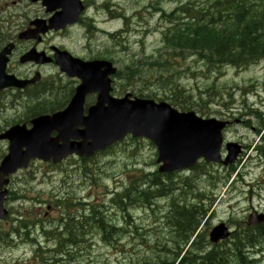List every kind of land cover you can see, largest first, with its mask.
I'll use <instances>...</instances> for the list:
<instances>
[{
	"label": "rangeland",
	"instance_id": "374dc122",
	"mask_svg": "<svg viewBox=\"0 0 264 264\" xmlns=\"http://www.w3.org/2000/svg\"><path fill=\"white\" fill-rule=\"evenodd\" d=\"M108 1L116 3L115 7L126 11L125 14L127 13L132 20L119 23L117 20H110L107 11L96 8L97 5H104ZM202 1L199 0V2ZM161 3L167 10H172L177 5L176 0H162ZM161 3L156 4V0H95L93 12L101 22L100 25L111 32L118 30L121 25L122 28L118 32L124 30V33L120 35L117 33L110 37L104 34L95 35L91 32L86 37L87 32H84V29H74L66 35L57 33L50 35L43 46L49 47L52 43L63 46L84 59L115 54L114 60L119 59L117 67L122 71L123 78V82L117 83L119 92H133L142 96L152 94L154 99L162 98L163 100L166 97L175 98L177 102L196 111L200 116H217L230 120L232 124L228 129L227 137L230 140L241 141L245 148L240 159L234 163L236 169L241 172V178L231 184L233 177L230 179L228 172L219 166L207 169L216 175L215 180H208L206 173L200 168L196 171L179 172L174 179L176 182L174 194L190 200L198 189L212 190L219 197L215 211L212 209L208 215L209 230L220 221H225L230 222V228L236 231L238 229L235 227L239 222L247 221L252 206L261 209L260 213L264 212V157L259 158L253 150V145L256 142L260 143L258 141L260 136L256 134L257 129L262 128L261 132H263L264 125L261 118H257L254 112H250L257 108H259L258 111L264 112V61H258L246 69L230 66L212 69L203 61H199L198 54L189 52L186 53L185 61L177 54L174 55L175 58L169 60L174 65L169 73L167 66L164 65H161L160 69L150 67L148 64L141 66L140 64L145 61L142 59L143 56L156 54L162 49V22L159 16ZM109 7L114 5L110 4ZM0 8V30L5 37L9 34L17 36L33 19H48L51 16L40 2L32 3L31 0H0ZM1 15L4 18L3 21H1ZM126 30H133V32L127 35ZM89 31H93V27H89ZM107 46L110 50L106 49ZM126 65L142 68L141 75L129 77L124 71ZM48 72L57 79H63L56 68H51ZM172 72L175 73L174 77L172 76L175 83H172L173 86L171 84L169 88L178 87L174 94L169 88L163 91L158 83L161 76H164V79L171 78ZM62 81L67 82L65 79ZM9 100L12 99L9 98ZM21 109L20 104L13 109L8 107L4 113L5 120L8 121L1 120L0 129H5L7 124L10 125ZM20 115L22 113L18 117ZM247 145L249 147L246 149ZM1 150H7L6 142H0ZM155 155V148L148 141L134 143L130 140L126 144H119L86 161V174L81 169L84 163L79 159L64 162V172H60V168L53 171L55 165L33 162L27 170L19 172L14 177V182L10 186V189L18 195L25 194L34 198L33 209L31 201H21V196L18 195H13L11 207L15 211L31 209L33 215L43 216L49 207L48 200L52 198L53 193H57L55 205L53 202L50 203L53 211L48 214L45 222H37L32 229L28 227L19 231L22 234L20 238L26 241V244L14 240L19 238L17 234H10L14 242L11 247H5L12 240L5 236L7 232L0 233V264H33L30 259L33 250L35 252L38 247L36 244L38 242L43 245V251L40 253L42 255H39L48 264H145V261L150 262L151 258L161 255L162 253L158 251L163 247L174 249L177 245L173 241L176 240L175 236L179 240L182 236L174 232L171 240L168 235L164 210L170 201L169 197L155 199L157 205H153V208L144 209L143 206L140 208L138 204L132 210V218L129 221L125 218L121 223L123 213L115 212L111 196H107L108 193L122 186L135 185L138 189L148 187V182L137 184L135 181L141 178L143 173L157 171L159 165H155V159L153 162ZM89 172H92L93 176ZM225 177L226 184H223ZM124 189L120 188L119 191ZM172 192L171 189V194ZM68 198L73 202L70 209L73 212L81 211L77 214L78 216H81L83 212L89 215L92 209L89 206H81L79 203L82 202L81 198H94L102 203L106 198L105 206L99 209V212L106 211L108 214L103 218L115 227L112 230V237L115 239L112 247L103 242V231L96 227L95 221L88 222L84 226V231L81 227L71 225L70 221L66 222L63 206H59L58 203L61 204ZM209 202L206 199L204 206H208ZM84 208L87 210L84 211ZM57 218L62 223L51 226ZM72 227H75L73 230H77L81 236L80 240L74 238L77 247L69 249L66 257L64 254L55 255L54 251L61 252L65 246L54 244L53 239L47 243L49 239L47 234L67 240L70 235L64 236V230H72Z\"/></svg>",
	"mask_w": 264,
	"mask_h": 264
},
{
	"label": "trees",
	"instance_id": "16d2710c",
	"mask_svg": "<svg viewBox=\"0 0 264 264\" xmlns=\"http://www.w3.org/2000/svg\"><path fill=\"white\" fill-rule=\"evenodd\" d=\"M161 1L156 0V4L161 3ZM176 3L177 5L172 10H167L162 7V3L160 4L162 49L148 57L146 64L150 67L160 69L161 65H164L167 66L169 73L174 66L169 60L175 58L174 55L177 54L179 57H183L185 61L187 59L186 53L189 52L198 54L200 56L199 61H203L207 67L212 69L215 65L226 64L246 68L264 58V0H203L202 2L199 0H176ZM144 64L141 63L140 65L143 66ZM128 70L131 78L141 73L137 66L128 67ZM174 74L170 76V79H164V76H161L158 80L163 91L175 83ZM177 89L176 86L171 90L173 94ZM173 103L179 105L175 100ZM250 112H254L257 118H264L263 113L258 110H251ZM83 171L86 172V166L83 167ZM151 175L153 179L146 181L148 187L141 188L142 190L136 187L134 190L117 193L112 200L121 207L128 203L135 205L145 202L148 205L143 207H150L154 204V198H164L163 196L170 195V210H164L168 235L172 240L174 232L178 236L181 234L184 241L175 236L176 240L173 241L177 245L174 249L168 247H163L159 251L156 249L162 254L151 258L150 262L145 261V264H260L261 258H264V226L253 228L239 223L238 230L233 232L229 241L210 246L207 232L198 233V226L200 221H204L211 213L216 200L213 191L198 189L190 200L187 197H173L171 199L173 195H171L169 181L164 180L160 184L161 176L157 173ZM142 199L148 201H139ZM206 199L210 201L208 206H204ZM72 205L73 202L69 198L60 204L61 207L63 206L64 218L67 223L70 221L71 225L81 227L84 231V226L90 222L89 216L86 212L78 216L77 214L81 211H71ZM91 211L93 216L97 214L99 217H105L96 208H92ZM126 217L129 221L130 216L127 215ZM102 220L97 219L94 224L97 228L104 230L103 237L105 240L114 241L112 230L115 227L106 226L103 223L106 221L103 218ZM20 223L25 224L26 222ZM75 227H72V230H64V236L70 235L67 240L52 236L53 239H58L59 244L65 246L61 252L54 251L55 255L64 254L66 257L68 255L66 252L69 249L77 247L74 240H80L81 236L77 230H73ZM55 233L57 232L55 231ZM195 235H197L196 242L194 241L192 248H190V241ZM171 251L172 253H170ZM39 254L38 252V258L45 264V260L40 257L42 254Z\"/></svg>",
	"mask_w": 264,
	"mask_h": 264
},
{
	"label": "water",
	"instance_id": "95a60500",
	"mask_svg": "<svg viewBox=\"0 0 264 264\" xmlns=\"http://www.w3.org/2000/svg\"><path fill=\"white\" fill-rule=\"evenodd\" d=\"M44 4L48 5V10L62 8V11L50 20L49 26L40 25L39 30L42 32L49 28L64 27L66 22H74L81 11L80 0H45ZM24 37L28 38L29 35ZM63 55L67 57L65 59L73 61L72 64L67 61L69 68L64 69L83 78V84L78 88L79 96L73 99L66 110L53 117H42L33 131H24L22 128L11 131L8 135L11 138L10 152L1 167L4 173L27 166L29 159L35 156L44 159L54 156L56 161L70 153L91 156L95 151L122 140L128 133L154 141L159 150V161L164 163L162 171L189 167L199 157L221 160L223 122L203 120L194 112L180 113L166 103L155 105L151 100H132L130 94L124 98L112 97L109 75L116 71L112 63L95 61L89 64ZM1 73L0 79L3 77ZM91 91L100 92V96L98 103L90 107L85 116L82 105L85 95ZM53 130L58 132L54 139L50 136ZM35 133H39L40 137ZM25 146L27 150L23 151ZM237 147L235 143L228 144V160L233 159ZM4 195L5 192L0 193V217L6 213L2 212ZM263 220L264 216H257L255 212L249 217L250 224ZM229 235L225 225L220 224L210 236L213 242H217Z\"/></svg>",
	"mask_w": 264,
	"mask_h": 264
},
{
	"label": "flooded vegetation",
	"instance_id": "af4514ba",
	"mask_svg": "<svg viewBox=\"0 0 264 264\" xmlns=\"http://www.w3.org/2000/svg\"><path fill=\"white\" fill-rule=\"evenodd\" d=\"M76 26L70 27V29L76 28ZM69 29V30H70ZM15 37L9 36L7 38H3L0 36V52L8 45L10 42H14ZM15 48L10 56V60L8 62V74H15L18 78L29 80L33 79L34 77H39V80L35 84L28 85L25 89H18V88H5L0 90V100L4 102V104H8L7 100L10 98L11 101L25 99L27 101L26 105L23 104V110L28 111L31 103L32 96L34 95L39 101H43L47 103L48 100L54 101V95L49 96V90L47 87L48 83V75L46 74L45 70L49 65H39L34 62H28L23 64L20 62V57L26 53L30 48L33 46L29 45V42H14ZM42 45V44H41ZM39 50L46 51L48 55L54 56L53 46H49V48H40ZM18 63V66H16ZM59 93V92H57ZM56 112V111H55ZM40 112H23L20 115V118L25 115L23 119L20 121L22 123H29L33 118L39 116ZM48 113V114H52Z\"/></svg>",
	"mask_w": 264,
	"mask_h": 264
},
{
	"label": "bare ground",
	"instance_id": "6f19581e",
	"mask_svg": "<svg viewBox=\"0 0 264 264\" xmlns=\"http://www.w3.org/2000/svg\"><path fill=\"white\" fill-rule=\"evenodd\" d=\"M250 1V0H249ZM244 3V2H243ZM234 5H235V3H234ZM251 6V5H250ZM174 9V8H173ZM214 19V18H213ZM125 20H132L131 19V17L130 16H127L126 15V19ZM117 33H119V35H120V33L122 34V33H124V30H122L121 32H117ZM117 33L116 34H114V35H117ZM263 39V38H262ZM263 43V42H262ZM242 69H246V68H248V67H246V68H243V67H241ZM221 70V69H220ZM220 70H218V71H220ZM125 73L129 76V77H131L130 76V74H129V70H128V68H126L125 70ZM174 74V73H173ZM168 79H170V78H168ZM153 93V92H152ZM263 113V115H264V112H262ZM264 117V116H263ZM262 120H263V122H262V124L264 125V118H261ZM227 121H230V120H228V119H226ZM262 131V128H258L257 129V132H256V134H258L259 136H260V139L258 140L260 143H258V142H256L254 145H253V150L255 151V153L257 154V156L260 158V157H264V154H262V151H264V131L263 132H261ZM259 133H261V134H259ZM242 145V144H241ZM243 146V145H242ZM244 147V146H243ZM247 147H249V145H247L246 146V149H247ZM245 152V151H244ZM243 152V153H244ZM242 153V154H243ZM240 159V157L238 158V159H236V161L237 160H239ZM236 161H235V163H236ZM137 186H134V187H128V188H125L124 190H122V191H119V190H117V191H113V192H110V193H108L107 194V196H111L110 197V199H111V201H112V204H113V208L114 209H116L115 210V212L118 214V213H120V212H122L123 213V215L124 214H128L129 213V208L127 207V206H129L130 205V203H128L126 206H124L123 205V207H121V206H118V205H116L114 202H113V198H114V195L115 194H117V193H123V192H125L126 190H134L135 188H136ZM132 188V189H131ZM139 190H142L141 188L139 189ZM171 195H173V194H171ZM170 196V195H169ZM169 196H167V197H169ZM163 197H166V196H163ZM153 198V197H152ZM160 198V197H159ZM105 200H106V198H105ZM105 200H104V202L102 203L103 205H101V208L102 207H104L105 205ZM145 200H147V199H145ZM148 201V200H147ZM126 202H129V201H126ZM151 202V201H150ZM80 204H81V206H89L87 203H85L84 201H82V202H79ZM146 203V202H145ZM59 204V206H60V203H58ZM132 204V203H131ZM146 205V204H145ZM148 205V204H147ZM146 205V206H147ZM154 205V204H153ZM153 205L152 206H150V208H153ZM127 207V208H126ZM126 208V209H125ZM140 208H141V206H140ZM144 209H147L148 207H143ZM160 209V208H159ZM84 211H86L87 209L86 208H84L83 209ZM92 210V209H91ZM136 210V209H135ZM166 210V209H165ZM212 211V210H211ZM98 212H99V210H98ZM101 213H102V211H100ZM167 213V212H166ZM92 214V211L90 212V214L88 215L89 216V219H90V222L91 221H95V222H97V219H100V220H102V218L103 217H99L97 214L96 215H91ZM127 215H125V218L127 219V217H126ZM128 216H130V215H128ZM132 218V216H130V219ZM82 218H80V220H81ZM104 219V218H103ZM208 219V216L206 217V219L205 220H207ZM105 220V219H104ZM79 221V220H78ZM81 221H83V220H81ZM103 221V220H102ZM106 226H108V227H111V225L109 224V223H105V222H103ZM35 226V224H23V223H19L17 226H16V232L15 233H13V234H17L18 236H19V238L20 237H22V234H20L19 233V231L21 230V229H28V227L29 228H33ZM232 230V229H231ZM102 231H104V230H102ZM234 232V230H232V233ZM198 233H199V231H198ZM197 233V234H198ZM10 234H12V233H5V236L7 237V238H10ZM104 234V233H103ZM24 236V235H23ZM47 236H48V238L49 239H47V243H50L51 242V240L53 239L52 238V236L53 235H51V234H47ZM196 236L197 235H195L192 239H191V241H190V244H189V246H190V248H192V246H193V243H194V241H195V238H196ZM262 236V235H261ZM208 237V241H209V243H210V246H212V244H211V240H210V238H209V236H207ZM11 239V238H10ZM11 240H13V239H11ZM103 242L107 245V246H113V244H114V241H107V240H105L104 239V237H103ZM53 242H54V244L56 243L57 245H59V243H58V239H53ZM196 242V241H195ZM37 245H38V247H37V249L35 250V253L36 254H38V252L39 253H41L42 251H43V245L42 244H40L39 242L38 243H36ZM199 247V246H198ZM39 249H41V250H39ZM210 249V248H209ZM187 250V249H186ZM211 250H213V249H211ZM210 251V250H209ZM205 253V252H204ZM207 253H208V251H207ZM253 259V258H252ZM264 258H261V260H260V264H263L264 263ZM50 261V260H49ZM48 261V262H49ZM54 261V260H53ZM44 264V263H43ZM45 264H48L47 262H45ZM54 264V263H53ZM198 264V263H197ZM213 264V263H212ZM229 264V263H228ZM242 264V263H241ZM256 264V263H255Z\"/></svg>",
	"mask_w": 264,
	"mask_h": 264
}]
</instances>
